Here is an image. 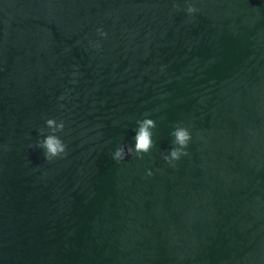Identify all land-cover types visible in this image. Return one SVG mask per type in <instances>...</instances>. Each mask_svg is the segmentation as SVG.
I'll use <instances>...</instances> for the list:
<instances>
[{"label": "water", "instance_id": "water-1", "mask_svg": "<svg viewBox=\"0 0 264 264\" xmlns=\"http://www.w3.org/2000/svg\"><path fill=\"white\" fill-rule=\"evenodd\" d=\"M185 6L0 0V264H264V0ZM146 116L155 146L115 163ZM47 118L64 160L35 148Z\"/></svg>", "mask_w": 264, "mask_h": 264}, {"label": "clouds", "instance_id": "clouds-1", "mask_svg": "<svg viewBox=\"0 0 264 264\" xmlns=\"http://www.w3.org/2000/svg\"><path fill=\"white\" fill-rule=\"evenodd\" d=\"M194 0H184V14L191 18L196 15L197 8L193 6ZM173 10L179 11V7L176 3L172 4ZM96 34L104 39L107 37V33L98 28ZM90 47L95 50L100 49L99 43L90 42ZM163 71V69H161ZM73 83L75 81L73 80ZM65 95H61L57 98L58 102L65 100ZM60 109H63V105H59ZM66 123L64 119L47 118L44 120V126L38 130L39 139L35 142V148L39 149L44 161L53 162L56 160H64L67 158L68 144L62 139L65 133ZM156 128V122L145 117L144 119L137 120L136 126L133 129L134 135L132 137V143L130 146L125 147L120 145L116 147L110 154V158L117 164L123 162L130 156L135 155L137 159H142L147 155L155 146L153 139ZM171 137V146L161 153V158L170 168H175L177 163L182 158L189 156V145L192 142V133L188 128L179 124L174 125L169 133ZM29 147H32L29 145ZM153 176V170L146 169L144 173L145 178H151Z\"/></svg>", "mask_w": 264, "mask_h": 264}]
</instances>
